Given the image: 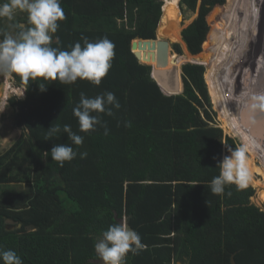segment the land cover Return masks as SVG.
I'll use <instances>...</instances> for the list:
<instances>
[{"label": "trees", "instance_id": "trees-1", "mask_svg": "<svg viewBox=\"0 0 264 264\" xmlns=\"http://www.w3.org/2000/svg\"><path fill=\"white\" fill-rule=\"evenodd\" d=\"M232 1L200 50L206 19L226 0H61L66 18L58 22L52 46L70 51L76 42L83 46L81 36L90 42L107 37L115 45V56L99 86L78 79L72 85L54 82L41 92L36 83L26 85L14 78L16 85L25 87V97L8 99L13 125L22 133L0 153V248L14 250L23 264H99L95 243L110 225L126 219L147 249L135 256L129 253L125 264H230L231 256L235 264H264V212L250 202L255 193L251 184L264 188L261 124L254 123V130L250 122L264 118L260 113L251 120L247 105L264 81V51L256 50L250 39L255 57L243 54L238 34L226 44L227 35L248 16L264 15V0ZM179 9L185 19L195 15L181 36ZM25 15L18 20L0 18V39L10 29L16 35L20 22L30 27ZM263 25L254 31L256 37L261 30L257 42L264 41ZM157 27L158 39L183 42L187 51L185 57L167 52V67L179 71L184 61L201 64L182 65V92L177 95H164L150 76L151 67L131 51L135 39L155 40ZM152 49L140 43L134 52L144 58ZM173 51L182 53L178 44ZM247 65L259 70L257 80L248 86L249 92L241 89L245 97L238 93L229 116L246 149L250 187L237 190L228 185L225 194L217 196L210 190L211 180L220 173L217 164L223 150L228 153L227 147L239 144L228 136L222 141L221 132L209 127L212 106L222 121V72L213 68L231 78ZM105 92H113L121 105L113 116L101 114L108 134L103 126L80 132L73 115L80 94L94 98ZM66 124L84 137L82 145L68 140L62 130ZM56 125L61 132L48 137L46 131ZM64 143L77 156L61 168L44 153ZM82 152L87 153L85 159L79 156ZM258 199L264 205V190ZM66 200L75 205H65Z\"/></svg>", "mask_w": 264, "mask_h": 264}, {"label": "clouds", "instance_id": "clouds-1", "mask_svg": "<svg viewBox=\"0 0 264 264\" xmlns=\"http://www.w3.org/2000/svg\"><path fill=\"white\" fill-rule=\"evenodd\" d=\"M18 11L27 13L30 27L20 28L15 36L5 33L0 39V75L19 77L26 85L32 81L41 92H45L48 85L54 82L72 85L79 79L95 86L101 84L115 56V45L111 40L104 37L90 42L87 37L81 36L83 46L76 42L70 51L62 50L52 46L58 22L66 18L61 0H7L0 3V18L12 20ZM120 107L113 92H105L94 98L81 93L79 103L73 108V115L78 120L80 132L89 133L95 131L97 126H103L107 135L108 129L101 114L113 116V109L119 110ZM249 111L264 114V93L251 97ZM62 130L72 144H83L84 137L74 133L70 125H64ZM60 132L61 127L56 125L51 126L46 134L51 137ZM227 151L229 154L217 164L219 175L210 182L213 195L223 196L226 186L233 184L237 190H243L251 179L246 149L227 147ZM44 155H50L62 168L65 162L76 158L77 152L70 144L64 143L56 144L50 153L45 152ZM79 156L85 159L87 153H79ZM227 195L230 196L231 192ZM146 249L139 233L129 229L124 222L110 225L94 245V251L103 264H125L129 253L135 256ZM0 264H23V261L14 250L0 248Z\"/></svg>", "mask_w": 264, "mask_h": 264}, {"label": "rangeland", "instance_id": "rangeland-1", "mask_svg": "<svg viewBox=\"0 0 264 264\" xmlns=\"http://www.w3.org/2000/svg\"><path fill=\"white\" fill-rule=\"evenodd\" d=\"M161 1H162V3L164 2V0H161ZM227 2H228V0H226L225 5L218 10V12L216 13V15L213 18L210 17V18L206 19L207 29L203 30L202 33H201L200 50L203 49V47L205 46V44L207 42L208 35H209L211 29L214 27V25L216 26V23H218L221 20V15L225 12V8L227 10V8H228ZM179 13H180V16L183 17V15L180 12V9H179ZM25 14H27V13L18 11L14 15L13 18L14 19L16 18V20H18V19H21L22 17H25L26 16ZM194 18H195V15H193V16L192 15H188L187 19H185L183 17V20L181 22L179 20L178 25L180 27V36H181L182 29L185 26H187L192 21V19H194ZM226 18L227 17H225V19ZM262 23H264V15H261V14H259L257 12L252 13L250 16H248L243 21V23H241L236 29H234L233 32H231V33H229L227 35L226 44H227V42L229 40H231V38H232L231 36L232 35L238 34V37H239L238 44L241 45V50H242L243 54L255 57V55H254L255 49L253 47V43H250L249 41H250V39H254V42H256V50L258 48L259 49L261 48V50L264 51L263 50L264 49V41H262V40L258 41L259 43L256 41V37L260 36L259 32L261 30H259L257 32V36L256 37L254 35V31L256 29V26L259 25V24H262ZM159 24H160V22H159ZM19 25L22 28L26 26L23 22H20ZM158 27H159V25H158ZM158 27H157V30H156V39H158V30H159ZM260 27H259V29H260ZM261 29H262L263 35H264V25H263V27ZM8 34L15 36V32H14L13 29H10ZM182 43L181 42L172 41L171 44H170V48H169V54L177 56V57L178 56L185 57L184 49L186 51V48H185L184 44H182ZM175 44H178L180 46L181 51H182L181 54H177V53H175L173 51V45H175ZM225 49H226V46H225ZM203 53L206 56H208L207 54H209V52L208 53L207 52H203ZM210 54H215V53H210ZM261 59H264V57H261ZM199 62H201V61H199ZM188 63L189 64H194V65H197V66L201 65V64H198V61H193V62L192 61L191 62L184 61V62H181L179 64V72H180V69H181L182 65L188 64ZM173 66L174 65H170V67H167V68L169 69V68H171ZM203 66H205V65H203ZM203 66H199V67L201 68V70L203 72V77H204V79L206 81V72L203 70L204 69ZM150 67H152V66L150 65ZM153 67L156 68V66H153ZM206 67H209V66H206ZM251 67H252V65H247V67H245V69H244L241 66L239 69L243 70L242 72H243V75L245 74V76L242 75L241 71H238L231 78L228 77V75H227V73L225 71H223L221 69H218V68H213V69H217V70L222 72V79H221V82H222V93H223V98H222V103H221L222 121H221V118L219 116V112L215 109V107L212 106V111H213L214 115L210 119L207 118L208 119V123H209V127L212 128V129L214 128L218 132V134H220L219 132H221L222 141L224 140V138L226 136L231 137L232 139H234L239 144V147H242L241 146L242 144L240 143L241 141L239 140V138H237V136L234 134V132H235L234 131V120H231L229 115H230L231 111H234V109H235L236 97L238 96V93L241 91V89L244 88V87H247V88H245V89H247V90H245V93L249 92L248 91V86H251V84L253 85V83L257 80V78L254 77V75L257 76V72H259V70L257 71V70L251 69ZM209 68H212V67H209ZM150 76H151V74H150ZM263 83H264V81H262V80L260 81V83H258L259 91H258L257 94H260V91L262 93H264V87H263L264 84ZM206 84H207V82H206ZM244 85H246V86H244ZM5 94H7V95H5ZM239 94H240V96H242L240 98H244L245 97V95L243 94L242 91ZM13 96H16L18 98H24L25 97V87L16 85L14 78H9L7 76L0 75V153H3L5 150H7L19 138V136L22 133L21 129L14 127L13 120H12L11 109L9 108V105H8V99L13 97ZM247 105H249V103H247ZM200 110L202 112V115L205 117V115L203 113L205 111V108L202 106V109H200ZM236 111L239 112L238 107H237ZM258 114H260V113L257 112L255 114H253L252 112H249L248 116L250 115L252 117L251 120H254L253 118L258 117ZM262 115H263V118H264V114H262ZM230 122H231V124L229 125ZM250 123L253 126L254 130H255L254 123L261 124L257 120V118H255V120L253 122H250ZM263 125H264V121L261 124V127H259L260 130H261L262 136H263L261 144L264 143V127H263ZM259 148L261 150V151H259V153L261 152V154L264 155V146H260ZM228 154L229 153H225L224 150H223L222 158H223V156L228 155ZM254 161H256V158L254 159ZM256 164H258L256 166L262 168V166L259 164V161H256ZM256 176H257L256 177L257 180H261L262 179V176H258V175H256ZM251 185L254 188L253 189L251 187L254 190L255 193L251 197L250 202L253 205H255L256 207H258L260 210L262 209L263 212H264V205H262V202H260L259 199H258L259 193L262 190H264V188L263 187H257V189H256L255 185H253V184H251ZM249 187L250 186H248L247 188H249ZM62 197H64V196H62ZM64 203H65V205H69V204L75 205V203L71 202L70 200H66ZM9 224L11 225V223H9ZM177 263L182 264L181 262H177Z\"/></svg>", "mask_w": 264, "mask_h": 264}, {"label": "water", "instance_id": "water-1", "mask_svg": "<svg viewBox=\"0 0 264 264\" xmlns=\"http://www.w3.org/2000/svg\"><path fill=\"white\" fill-rule=\"evenodd\" d=\"M147 44L152 45V48L155 47L152 51H149L147 53V56H144V58H141L140 54L138 52H134V50L137 47V44L139 45ZM171 42H168L167 40L163 39H155V40H134L131 42V50L137 60L141 62L142 60H146L147 62L151 59L152 62L156 59V68L153 66L151 67V78L156 82V84L159 86L161 92L166 96H172L177 95L182 92V83H181V71H177L176 68L171 67L167 68V52L169 54V47ZM140 49V48H139ZM154 51H157V58L155 57ZM145 65H148L146 63H142ZM150 66V65H148ZM260 123L262 124L263 121L260 120ZM124 222L128 225L129 229L133 230L131 226L129 225L128 221L126 219L120 220V223ZM17 227H20L18 225ZM99 264H103V262L100 260L97 261ZM179 264V263H177ZM230 264H235L234 257L231 256L230 258Z\"/></svg>", "mask_w": 264, "mask_h": 264}, {"label": "bare ground", "instance_id": "bare-ground-1", "mask_svg": "<svg viewBox=\"0 0 264 264\" xmlns=\"http://www.w3.org/2000/svg\"><path fill=\"white\" fill-rule=\"evenodd\" d=\"M161 9H162V8H161ZM182 18H183V17L180 16V18H179V19H180V22L182 21ZM135 40H142V39H135ZM133 41H134V40H133ZM152 50H153V49H152ZM131 51H132V50H131ZM132 53H133V52H132ZM155 53H156V55H157V51H156ZM166 54H167V53H166ZM155 66H156V65H155ZM173 67H174V66H173ZM7 87H8V86H7ZM9 88H10V87H9ZM6 89H7V88H6ZM5 95H7V94H5Z\"/></svg>", "mask_w": 264, "mask_h": 264}]
</instances>
